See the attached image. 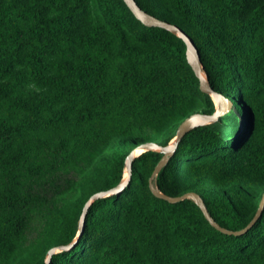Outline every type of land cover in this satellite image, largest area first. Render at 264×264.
Masks as SVG:
<instances>
[{"label": "trees", "instance_id": "16d2710c", "mask_svg": "<svg viewBox=\"0 0 264 264\" xmlns=\"http://www.w3.org/2000/svg\"><path fill=\"white\" fill-rule=\"evenodd\" d=\"M194 41L231 103L164 157L147 151L129 184L94 201L51 264H264V0H135ZM186 43L123 0H0V264H46L73 243L90 198L118 186L139 145L167 146L212 115Z\"/></svg>", "mask_w": 264, "mask_h": 264}, {"label": "water", "instance_id": "95a60500", "mask_svg": "<svg viewBox=\"0 0 264 264\" xmlns=\"http://www.w3.org/2000/svg\"><path fill=\"white\" fill-rule=\"evenodd\" d=\"M123 1L126 3L128 8L131 10L133 15L138 20H140L143 24H145L146 26H149V27H157V28L165 29V30L173 33L174 35L178 36L179 38H181L186 43L188 62L190 64V66L192 67L193 71L195 72L196 76L200 80L201 90L204 93L209 94L213 99L215 98L217 100L218 104L216 105V111L212 115L194 114L191 117H189L187 120H185L180 125L178 132H177V135H176V138L173 141H171L167 146H162V145H159L158 143H154V142H147V143H144V144L137 146L129 154V156L126 159V162H125L126 175H125L124 179L122 180V182L118 186H116L115 188H112V189L105 191V192L97 193L90 198V200L87 202V204L84 207V210H83V213H82V216L80 219L78 237L76 238V240L73 243H71L69 245L52 248L49 251V253L47 254V258L45 261L46 264L52 263L53 255H55L56 253H58L60 251H65V250L71 249L78 242V240L80 239V237H81V235L85 229L86 220L88 218L87 217L88 211L91 208L94 201L99 199V198H106V197L113 196L115 194L120 193L130 182V179L132 176L133 162L141 154H143L147 151H156V152H160V153L164 154V157L162 158L161 162L156 167V169L154 170V172L150 178V188L153 191V193L157 197L169 200L171 202H178V201H181L183 199H193L200 206L201 210L208 217V219H210V217L207 213L204 201L200 197L199 194H197L195 192H191V193H188L182 197L170 198V197L164 195L163 193H161L157 188H155L153 182L155 181V179H156L157 175L159 174V172L161 171V169L169 161V158L174 155V153L176 152L178 145H179L180 141L183 139V137L188 132L192 131L193 129H195L197 127L208 125V124L215 122L221 116V114L223 112V105L227 102L230 103L231 105H232V103L224 95L217 93L212 88L210 81H209V78L204 71L199 51H198L197 47L195 46V43L192 40V38L185 31H183L180 27H178L176 25H172L168 22L162 21V20L156 18L155 16L147 13L137 4V2L135 0H123ZM263 210H264V196H263V199L261 201L259 211H258L253 223L249 227H247L245 230H243L242 232L235 233V234L240 235V234L247 232L255 224V222L260 218ZM210 221H211L213 226H215L217 229L221 230L222 232H224L226 234H232L231 231H227V230L219 227L213 220L210 219Z\"/></svg>", "mask_w": 264, "mask_h": 264}, {"label": "rangeland", "instance_id": "374dc122", "mask_svg": "<svg viewBox=\"0 0 264 264\" xmlns=\"http://www.w3.org/2000/svg\"><path fill=\"white\" fill-rule=\"evenodd\" d=\"M214 101H215V104L217 105L218 103H217V100L214 98ZM231 108H232V105L230 104V103H225L224 105H223V112H222V114H221V116L222 115H225L226 113H228L230 110H231ZM176 138V137H175ZM174 138V139H175ZM173 139V140H174ZM172 140V141H173Z\"/></svg>", "mask_w": 264, "mask_h": 264}, {"label": "bare ground", "instance_id": "6f19581e", "mask_svg": "<svg viewBox=\"0 0 264 264\" xmlns=\"http://www.w3.org/2000/svg\"><path fill=\"white\" fill-rule=\"evenodd\" d=\"M126 175V174H125Z\"/></svg>", "mask_w": 264, "mask_h": 264}]
</instances>
